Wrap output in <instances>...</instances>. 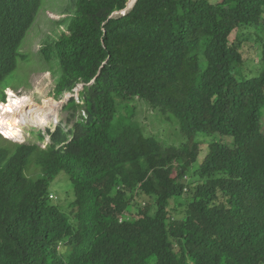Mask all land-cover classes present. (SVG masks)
I'll list each match as a JSON object with an SVG mask.
<instances>
[{
  "label": "trees",
  "instance_id": "1",
  "mask_svg": "<svg viewBox=\"0 0 264 264\" xmlns=\"http://www.w3.org/2000/svg\"><path fill=\"white\" fill-rule=\"evenodd\" d=\"M42 1L0 0V91L30 60ZM129 1L74 0L40 50L56 96L83 84L68 106L85 116L44 147L0 135V264H264V0H136L115 14ZM246 26L263 31L251 77L238 69ZM138 103L176 119L180 142L146 133ZM59 174L66 207L50 198Z\"/></svg>",
  "mask_w": 264,
  "mask_h": 264
},
{
  "label": "rangeland",
  "instance_id": "2",
  "mask_svg": "<svg viewBox=\"0 0 264 264\" xmlns=\"http://www.w3.org/2000/svg\"><path fill=\"white\" fill-rule=\"evenodd\" d=\"M130 4L132 3L127 4V11L131 8H129ZM74 11V0L42 1L36 19L21 46L22 54H26L31 61L28 59L19 60L18 68L6 81L9 87L0 91V106L8 104L9 90L18 99V102L14 103V106L17 107L14 121L21 127L16 132L17 138L22 139L18 142L37 143L44 147L52 142V133L57 132H61L65 140L69 139L73 124L80 116H85L83 107L74 111L68 106L70 98L78 100L80 105L84 103V97L81 95L83 84L78 83L72 90H65L56 96L54 93L59 74H53L51 70H47L48 68L40 69L41 66L35 63L41 58L39 56L41 48L66 31ZM117 13L122 14L124 11L115 14ZM262 34L260 26L241 27L242 61L238 66L241 75L251 77L259 73L261 68L260 36ZM3 94H5L4 98ZM50 108H54V110L51 111ZM135 114L146 133L156 135L167 143L178 144L182 139L176 119L168 120L165 115L159 114L149 105L142 103L137 104ZM0 135L3 137L2 133ZM39 137L43 139H39ZM221 139L228 146L233 145L232 138L222 136ZM206 151V145L202 144L199 160L202 159ZM70 192L71 185L67 176L57 175L50 185L51 200L59 206L66 207L72 199ZM133 211L136 212V208Z\"/></svg>",
  "mask_w": 264,
  "mask_h": 264
},
{
  "label": "bare ground",
  "instance_id": "3",
  "mask_svg": "<svg viewBox=\"0 0 264 264\" xmlns=\"http://www.w3.org/2000/svg\"><path fill=\"white\" fill-rule=\"evenodd\" d=\"M129 2L133 4L135 2V0H131ZM132 4H130L129 6L131 7ZM126 6H127V4H126ZM8 96H9L8 97V100H9L8 104H3L0 106V129L5 133V135L7 137L4 136V134L1 132V130H0V134L2 133L5 138H8L10 140L21 141L22 139L19 140L17 138V135H16V132L19 131L21 129V127H19V125L16 123V121H14V116H15V113L17 112V107L14 106V103H17L18 99L11 92V90L8 91ZM50 110L53 111L54 108H52V109L50 108ZM5 117H6V119H5Z\"/></svg>",
  "mask_w": 264,
  "mask_h": 264
},
{
  "label": "water",
  "instance_id": "4",
  "mask_svg": "<svg viewBox=\"0 0 264 264\" xmlns=\"http://www.w3.org/2000/svg\"><path fill=\"white\" fill-rule=\"evenodd\" d=\"M135 2H136V0H135ZM135 2H134V3H135ZM133 5H134V4H133ZM132 7H133V6H131V8H132ZM131 8H130V9H131ZM127 9H128V8H127V6H126V7H125L123 10H121V11H124V13H125V12L127 11ZM124 13H122V14H124Z\"/></svg>",
  "mask_w": 264,
  "mask_h": 264
},
{
  "label": "clouds",
  "instance_id": "5",
  "mask_svg": "<svg viewBox=\"0 0 264 264\" xmlns=\"http://www.w3.org/2000/svg\"><path fill=\"white\" fill-rule=\"evenodd\" d=\"M5 95V94H4ZM3 138H5L4 136H3ZM8 139V138H7ZM14 141V140H13ZM15 142H18V141H15Z\"/></svg>",
  "mask_w": 264,
  "mask_h": 264
}]
</instances>
